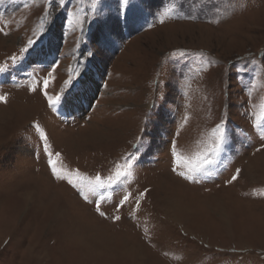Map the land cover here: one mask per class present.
<instances>
[{"label": "rangeland", "instance_id": "1", "mask_svg": "<svg viewBox=\"0 0 264 264\" xmlns=\"http://www.w3.org/2000/svg\"><path fill=\"white\" fill-rule=\"evenodd\" d=\"M116 7L0 3V264H264V0ZM222 120L227 146L191 172Z\"/></svg>", "mask_w": 264, "mask_h": 264}, {"label": "snow or ice", "instance_id": "2", "mask_svg": "<svg viewBox=\"0 0 264 264\" xmlns=\"http://www.w3.org/2000/svg\"><path fill=\"white\" fill-rule=\"evenodd\" d=\"M2 2H3V0H0V3H2ZM99 2H100V0H92V7L96 8L97 4ZM139 3H140V0H116L117 18H123L125 20V22H127V20L130 18V16H132V14L135 13L136 10L138 9ZM159 22L163 23L164 21H163V19H160ZM36 43H37V41L29 39L27 41V45L21 49V53L22 54H25V53L31 54V51H35ZM176 55L183 57L184 53L183 52L173 53V56H176ZM10 62L12 64H15L18 62V58L16 56H13L10 58ZM33 63H35V61H33ZM8 67H9V64H0V73L6 72L8 70ZM49 76H51V73H49ZM70 80H71V78H70ZM70 80L65 81V85L70 83ZM48 82L49 81L47 79H45L43 81V84L45 85V87L47 86ZM35 90L36 89H33V91H35ZM45 95L47 96L46 92H45ZM47 99L49 102V106L54 107L57 103L60 102L61 96H59V95H57L55 97L47 96ZM5 100H6V98L4 96H0V101H5ZM185 120H187V117H185ZM253 126L260 128V136H261V138H264V123L260 122V118H257V123L254 124ZM36 127H37V130H39V127L38 126H36ZM40 136H41L42 140L47 139V137L45 136V134L43 132L40 133ZM230 138H231V134L225 126V121L222 120L220 123H218L212 129L210 144H209L207 150L195 154L192 157L191 163L186 165V166L193 173L201 172L207 165H210V164L215 162V156L217 154H219L223 150L224 147L227 146ZM137 139L142 140V137H138ZM44 150L47 152V146H45ZM55 155L59 156V153H56ZM172 155H173V157H176L178 161L180 159H182L179 156V154L176 152L174 142L172 145ZM48 163L51 166L52 174L54 176H56L57 179H62V177L57 175L55 162L53 160L49 159ZM126 163H127V161H126ZM182 166H184V165H182ZM173 170L176 171L177 169L174 168ZM240 172H241V170L237 169L236 173L231 177V181H229V182L237 180ZM130 174H131V165H128V167L126 169H124L123 171L120 170L119 165H118L115 175L108 177V181L110 182L108 186H111V184L117 183L121 179V177L128 176ZM179 174L184 175V172H180ZM68 182L70 184L72 183L71 180H69ZM105 186L106 185H105V182L102 179V177L100 175H97L95 178L94 184L89 187L88 191L95 194L96 188H103ZM145 191H147V190H145ZM80 195L82 196V198L85 201H88V196L85 195V193L83 191L80 192ZM140 195L143 196L144 193H141ZM129 198H130V194L123 195L122 199L120 200V204L118 205L117 210H119V207H122L129 200ZM93 202H95L97 204V207H96L97 213L101 216H104L105 213L103 211H101L100 206H99V201H93ZM137 204H139V201H137ZM114 219L118 220V219H120V217H114Z\"/></svg>", "mask_w": 264, "mask_h": 264}, {"label": "trees", "instance_id": "3", "mask_svg": "<svg viewBox=\"0 0 264 264\" xmlns=\"http://www.w3.org/2000/svg\"><path fill=\"white\" fill-rule=\"evenodd\" d=\"M61 18V16H59V18L58 19H60ZM57 19V20H58ZM57 20H55V22L57 21ZM60 27H61V25H55L54 24V27H53V29H52V33H51V36L52 35H55L56 33H58L59 31H60ZM59 37V36H58ZM51 38V37H50Z\"/></svg>", "mask_w": 264, "mask_h": 264}, {"label": "bare ground", "instance_id": "4", "mask_svg": "<svg viewBox=\"0 0 264 264\" xmlns=\"http://www.w3.org/2000/svg\"><path fill=\"white\" fill-rule=\"evenodd\" d=\"M31 106V105H30ZM33 106V105H32ZM172 203V202H171Z\"/></svg>", "mask_w": 264, "mask_h": 264}]
</instances>
